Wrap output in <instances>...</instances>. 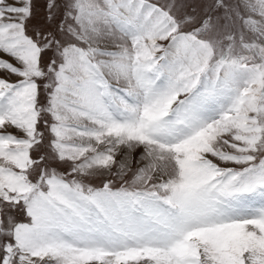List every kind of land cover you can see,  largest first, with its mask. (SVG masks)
<instances>
[{"label":"snow or ice","instance_id":"1","mask_svg":"<svg viewBox=\"0 0 264 264\" xmlns=\"http://www.w3.org/2000/svg\"><path fill=\"white\" fill-rule=\"evenodd\" d=\"M0 0V264H264V0Z\"/></svg>","mask_w":264,"mask_h":264},{"label":"rangeland","instance_id":"2","mask_svg":"<svg viewBox=\"0 0 264 264\" xmlns=\"http://www.w3.org/2000/svg\"><path fill=\"white\" fill-rule=\"evenodd\" d=\"M36 19H39L43 15L44 0H34Z\"/></svg>","mask_w":264,"mask_h":264}]
</instances>
